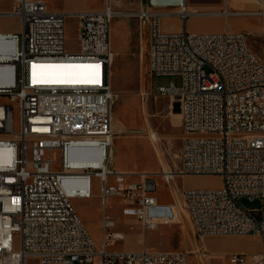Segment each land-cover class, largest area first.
<instances>
[{
    "label": "built area",
    "instance_id": "built-area-1",
    "mask_svg": "<svg viewBox=\"0 0 264 264\" xmlns=\"http://www.w3.org/2000/svg\"><path fill=\"white\" fill-rule=\"evenodd\" d=\"M235 8L224 0L219 10L141 8L128 12L148 26V73L181 76L180 87L160 86V95L178 98L182 141L180 164L172 173L122 172L113 165L111 28L124 16L113 0L100 10L56 11L43 0H11L0 19L17 20L16 32L0 30V264H208V248L193 253L143 248L110 250L124 236L104 213L98 247L73 205L91 199L100 183L104 210L112 198L122 212L155 230L149 210L159 205L158 177L171 185L178 176L219 175L217 189L184 188L181 198L200 239L253 235L261 249L232 253L229 264H264V58L254 55L246 31L190 32L193 16H258L264 33V0ZM211 9V8H209ZM78 19L79 51L66 50L67 17ZM182 21L166 30L165 17ZM48 64L74 66L55 75L80 82L46 80ZM79 66V67H75ZM92 81V82H87ZM16 112L19 127H16ZM132 175L138 181L130 180ZM260 200L245 208L240 200ZM20 246L15 248V236Z\"/></svg>",
    "mask_w": 264,
    "mask_h": 264
},
{
    "label": "rangeland",
    "instance_id": "rangeland-1",
    "mask_svg": "<svg viewBox=\"0 0 264 264\" xmlns=\"http://www.w3.org/2000/svg\"><path fill=\"white\" fill-rule=\"evenodd\" d=\"M105 1L53 0V7L71 11L88 8L96 10L102 9L105 6ZM183 1H187L191 7L199 11L218 10L224 3V0H142L138 5L133 3L128 6H116V8L122 12H137L147 6L173 9ZM232 4L235 8H259V5L241 4L238 3V0H233ZM7 5L8 1L0 2V9L7 8ZM123 18L135 23L134 29L142 44L139 45L133 60L127 66L122 64L118 68L114 64L113 67V90L116 95L113 104V121H118L117 126L113 124L116 150L115 166L120 167L119 162L122 161L125 168L129 167V170L135 173L152 174L166 170L176 171L180 164L178 155L182 141L180 103L176 97L160 95L158 88L169 86L171 83L180 87L183 79L177 75L152 77L148 73V26L140 23L137 18ZM261 25L262 20L258 16H231L229 18L193 16L188 19L186 27L190 32H249L252 50L264 58V39L260 36ZM18 26L15 19H0V29L10 30ZM78 26V19L73 16L67 17L65 37L68 52L79 51ZM162 26L166 30H180L182 21L179 17L169 16L163 19ZM15 118L18 128V112H16ZM125 123L129 125L126 129H124ZM137 178V175L131 176V180ZM156 181L158 195L163 201L174 200L172 188L174 189L175 186L182 190L184 188L217 189L223 185L222 177L219 175L178 176L172 182V187L160 177ZM93 187L94 195L91 199H74L73 205L98 247L102 243L101 223L104 213L116 222L115 231H121L126 235L123 240L118 241L115 246L110 248L113 251L142 250L145 247L162 251L178 250L193 253L192 258L198 261L194 253L198 247L203 245L208 248L211 255L207 258L208 264H229L225 256L235 253V248L242 244L253 248L259 246V242L256 240L258 237L253 235H247L245 240L213 236L200 239L194 233L192 221L184 208L181 196L179 202L181 213L179 214L177 211V217L171 225L156 230H145L136 218L123 214L122 200L118 197L112 198L108 209L104 210L99 198L100 183L98 179L93 180ZM175 193L179 195L178 192L175 191ZM240 204L245 208H257L261 201L242 198ZM155 210L159 209H150L151 212ZM14 242L15 248H19V235L15 236ZM137 247L139 249H135ZM26 264H39V261L36 258H29Z\"/></svg>",
    "mask_w": 264,
    "mask_h": 264
},
{
    "label": "crops",
    "instance_id": "crops-1",
    "mask_svg": "<svg viewBox=\"0 0 264 264\" xmlns=\"http://www.w3.org/2000/svg\"><path fill=\"white\" fill-rule=\"evenodd\" d=\"M5 1H8L7 8L0 9V11L6 12V11L10 10L11 0H0V2H5ZM43 1L49 6V8H51L52 10H56V11L79 12V11H84V10H93V9H89V8L88 9H80L78 11L57 9V8L53 7V0H43ZM113 2L115 4V6H122V5L128 6V5L133 4V3L138 5V4H140V2H142V0H113ZM147 7H149V6H147ZM96 10H100V9H96ZM123 17H126V16L116 18L114 20V22L112 24V28H111V44H112V53H113V60H112L113 63H112V70H111L112 76H113L114 64H116L118 66V68L121 67L122 64L127 66L133 60V57L136 54L137 49L139 48V45L142 44L141 39L139 41V37L137 35V32L134 29L135 23L133 21H129L127 19H124ZM18 29H19V26L17 28H12L10 30H6V29H0V30L6 31V32H16V31H18ZM148 40H149V36H148ZM112 79H113V77H112ZM112 86H113V80H112ZM113 120H114V116H113ZM113 124H114V126L115 125L117 126L118 121H113ZM128 127H129V125H127L125 123L124 129H126ZM113 148H114L113 149V153H114L113 154V165L115 166V161H116L115 141H114V147ZM119 152H121V151L119 150ZM119 163H120V167L115 166L117 169H119L122 172H127V171L132 172L129 170V167L125 168V165L123 164L122 161H120ZM132 173H135V172H132ZM143 173H146V172H143ZM130 180H131V178H130ZM138 180H139V177L136 180H132V181H138ZM175 191L178 192L179 195L177 193H175ZM180 192H181V190L177 189V187L175 186L174 189L172 188V195H173L174 200L163 201L160 199V197L158 195V189H157L156 196L158 198L159 205L157 207H154V208H158L159 210H155L152 212L149 210V213H148L149 218L152 219L153 221L157 222L158 227L156 229L163 227V226L171 225V223L177 217V211L179 214L181 213V204L179 203L180 202V196H181ZM181 216H183V215L181 214ZM138 222H140V221H138ZM118 232H121V231H118ZM125 237H126V235L124 234V238ZM229 237L237 238L240 240H245V238H246V236H238V237L229 236ZM256 240L259 242L258 247L253 248V247L242 244L239 247L235 248L234 252L235 253H246V254H254V253L259 252L261 249V242L258 238ZM135 249H139V247H137ZM128 251H139V250H128ZM167 251H171V250H167Z\"/></svg>",
    "mask_w": 264,
    "mask_h": 264
},
{
    "label": "bare ground",
    "instance_id": "bare-ground-1",
    "mask_svg": "<svg viewBox=\"0 0 264 264\" xmlns=\"http://www.w3.org/2000/svg\"><path fill=\"white\" fill-rule=\"evenodd\" d=\"M246 2H254V1H253V0H246ZM232 3H233V2H232ZM232 6H233V4H232ZM190 7H191V6H190ZM191 9H192V10H195V11H199V10L193 8V7H191ZM218 10H219V9H218ZM123 15L127 17L128 12L123 13ZM260 36L263 37V39H264V33H260ZM246 42H250V41H249V36H248V35H246ZM253 53H254L255 56H257V57H261V56L257 55L254 51H253ZM261 58H263V57H261ZM112 63H113V62H112ZM50 66H53V64H48V65L45 66V67L47 68V73L44 75V78H45L46 80H54V79H57L56 77H54L55 75H53V74H49L48 71H50ZM59 80H81V77H79V76H75V75H69V76L62 77V78H60ZM112 121H113V120H112ZM112 125H113V122H112ZM164 172H166V173H172V171H170V170H166V171H164ZM115 225H116V222H115ZM117 232H118V231H117ZM119 233L122 234V235L124 236V234H123L122 232H119Z\"/></svg>",
    "mask_w": 264,
    "mask_h": 264
},
{
    "label": "snow or ice",
    "instance_id": "snow-or-ice-1",
    "mask_svg": "<svg viewBox=\"0 0 264 264\" xmlns=\"http://www.w3.org/2000/svg\"><path fill=\"white\" fill-rule=\"evenodd\" d=\"M74 66H50V71L53 73H63L66 70L72 69ZM79 67V66H75ZM51 82H80V81H70V80H52ZM87 82H92V81H87Z\"/></svg>",
    "mask_w": 264,
    "mask_h": 264
}]
</instances>
